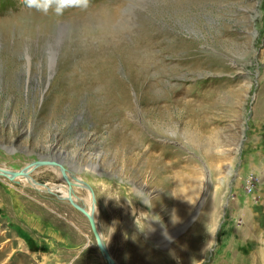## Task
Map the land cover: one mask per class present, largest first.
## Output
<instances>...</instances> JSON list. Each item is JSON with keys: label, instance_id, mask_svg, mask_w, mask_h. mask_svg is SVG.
<instances>
[{"label": "rangeland", "instance_id": "rangeland-1", "mask_svg": "<svg viewBox=\"0 0 264 264\" xmlns=\"http://www.w3.org/2000/svg\"><path fill=\"white\" fill-rule=\"evenodd\" d=\"M56 6L0 0V163L55 154L101 178L95 218L116 264H226L231 251L264 264V0ZM21 180L0 174V264H108L61 190ZM114 194L145 210L130 229L161 260L119 224L113 238ZM180 236L195 253L176 261L163 246Z\"/></svg>", "mask_w": 264, "mask_h": 264}, {"label": "bare ground", "instance_id": "bare-ground-1", "mask_svg": "<svg viewBox=\"0 0 264 264\" xmlns=\"http://www.w3.org/2000/svg\"><path fill=\"white\" fill-rule=\"evenodd\" d=\"M259 104H260V102H259ZM257 109H258V106H257ZM33 160H35V159H33ZM31 161H29V162L26 161L24 165H22L20 168H18V169H21V168L25 167L24 170L27 172L26 175L25 174H18V175H15L12 178H10L8 175H6V176H8V178H10L12 181L14 179L15 180H19V179H21V176H22V180H21L22 183L31 184V181L32 182H37V180L35 178V175H34L35 172H38V170H41V171L45 170L47 167H49L50 170L51 171L54 170L59 175V177L65 178L68 181L73 182V184L51 183L50 182L51 184H49V185L51 186V189L58 188V190H61V193H59V194H61L63 196H66L69 193V195H71L74 200H77V202L80 201L81 205L84 206L87 209V211H89V213L93 214V217L95 219V225H96L97 231H98V233H99V235L101 237V240L105 243L104 236H103L102 232L100 231V227H99L97 218H95V209H97L98 207H97L95 201L93 200L94 196L96 195L95 194V184H103L104 182L102 181V179L98 178L95 181V180H93L91 178H83V177H81L83 175L80 176L78 173L76 174L75 172H72V171L70 172L64 166H63V169H61L60 166L54 165V164H37V165H28V166H26ZM42 166H45V167H42ZM0 167L10 169V166L6 165L5 163H0ZM3 175H5V174H3ZM67 185L68 186H73V187L70 188L71 191L68 190V188H67L68 186ZM104 185L105 186H100L101 189L103 188V190L108 191L110 189L108 184L106 183ZM110 199H111V197H110ZM113 199H114L113 201L115 202V204H113L112 201H111V204H110L111 208H109V213H108V225H109L110 232H111L113 238L115 240L119 239L118 229H117V224H119L120 225V229H121V231L123 233V236L124 237L127 236V238H128V239L126 238L128 240V241H126V244H130V249L132 251L136 250L138 252H141V254H140V256H141L142 255V250H143V252L145 250V253L147 254L149 259L157 258V259L161 260L163 255L161 253H155L154 251H150L148 253V248L146 247V245L141 243V241L139 239V235H138L139 231L135 230V229H133V230L130 229V227L133 225L134 221H137V220L138 221H142L143 220V222L146 221V219L144 218V216L145 217L147 216V215H145V210L142 209L141 207H138L137 209H135L134 206L130 203L128 198H125V200L122 201V199H121L119 194H114ZM104 211H106V210H104ZM116 212L119 213L118 217L116 215ZM136 213H137V216H135ZM197 228H198V226H197ZM129 230H131L130 233H129ZM145 234L149 238H150V235L151 236L154 235L153 233H150L149 231L146 232ZM151 238H153V237H151ZM181 238H183V237L180 236L178 238V241L172 246L170 245L169 241H167L164 244V246H163L165 249L168 250V254L176 256L175 257L176 261L188 260V258L193 256L194 253H195V250L192 248V243H188V246L181 245V243H182V241H180ZM257 238L259 239V241H261V244H262V246L259 247L258 251L262 250L263 253H264V238L260 237L258 234H257ZM193 243H194V240H193ZM105 245H106V243H105ZM195 245H196V243H195ZM197 246H199V245L197 244ZM106 247H107V245H106ZM200 250H201V247H200ZM249 257H250L249 264H256L257 259H256V262H255V257H254L252 252L249 255ZM223 258L225 259L226 264H247L248 263L247 260L245 261L243 259V257L241 256V254L238 253V251L237 252L236 251H231L230 253L225 255ZM244 261L246 263H243Z\"/></svg>", "mask_w": 264, "mask_h": 264}, {"label": "water", "instance_id": "water-1", "mask_svg": "<svg viewBox=\"0 0 264 264\" xmlns=\"http://www.w3.org/2000/svg\"><path fill=\"white\" fill-rule=\"evenodd\" d=\"M57 155L55 154H51V155H40L37 157V159L32 160L28 165H37V164H54V165H58L61 167V169H63V165L62 163L59 161V159H57ZM25 167L21 168V169H7V168H2L0 167V174H5L8 175L10 178L14 177L15 175L18 174H25L26 175V171L24 170ZM28 177V176H27ZM29 178V177H28ZM30 180V179H29ZM68 183V182H67ZM31 184L34 185V187L36 188H40L43 187L45 190L54 192L51 189V186L45 182H32ZM69 184V183H68ZM68 186V185H67ZM69 191H71V187L68 186L67 187ZM57 196H59L60 198H65L67 199L74 207H76L78 210H80L88 219V222L90 224V228L93 232V235L96 239V243L97 246L101 252V254L103 255V257L107 260L108 264H116L114 258L112 257L109 249L106 247L105 243L101 240V237L97 231L96 225H95V219L93 217V214L89 213V211H87V209L82 206L81 204H79L77 202V200H74L72 198L71 195H69V193L66 196H63L61 194H57L55 193Z\"/></svg>", "mask_w": 264, "mask_h": 264}, {"label": "clouds", "instance_id": "clouds-1", "mask_svg": "<svg viewBox=\"0 0 264 264\" xmlns=\"http://www.w3.org/2000/svg\"><path fill=\"white\" fill-rule=\"evenodd\" d=\"M29 6H34L42 11L47 12L51 6L52 0H27ZM78 4L80 6L86 7L88 0H56V8L54 9L58 14H63L64 8L69 4Z\"/></svg>", "mask_w": 264, "mask_h": 264}]
</instances>
